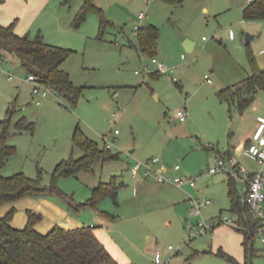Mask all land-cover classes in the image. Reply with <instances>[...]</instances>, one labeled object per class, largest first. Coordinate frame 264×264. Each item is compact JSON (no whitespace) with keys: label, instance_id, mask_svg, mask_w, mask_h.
I'll return each instance as SVG.
<instances>
[{"label":"rangeland","instance_id":"1","mask_svg":"<svg viewBox=\"0 0 264 264\" xmlns=\"http://www.w3.org/2000/svg\"><path fill=\"white\" fill-rule=\"evenodd\" d=\"M247 3L248 0H95L103 9L105 27L100 15L90 11L75 28L85 0H46L33 13L32 24L23 36L34 40L41 34L46 43L69 49L71 54L63 68L82 92L76 105L55 91L37 105L32 94L34 84L27 80L26 70L11 57L1 61L0 119L6 117L12 103L16 106L9 143L17 152L4 174L24 172L33 179L41 177L42 185L48 189L44 196L1 205V215L13 212L12 219L17 215V222L22 218L25 226L31 210L41 215L46 229L73 221L81 227L93 223V230L103 234L106 247H116L124 256L135 257V264H154V251L148 252L150 246L161 248L168 258L170 245L182 251L174 255L175 264H236L219 255L221 250L244 264L238 229L223 222L212 227L235 216L226 190L228 172L210 174L208 169L222 156L230 168V152L245 170L235 178L237 192L242 196L250 174L262 169L247 155L246 141L254 134L258 116H264V91L258 95L259 110L251 107L243 113H231L216 95L222 86H232L243 79L245 71L250 74L249 51L256 57L264 41V22L244 20ZM6 6L10 11L14 7L12 2ZM142 12L145 16L140 20ZM151 24L159 29L155 57L166 65L168 73L154 69L158 74H152L144 67L152 57L138 50L135 27ZM247 27L257 30L255 40H246V33H251ZM186 40L195 42L192 51L187 50ZM178 111L188 114L185 122L176 116ZM23 116L33 123V132L15 129ZM77 126L100 147L111 144V151L119 158L105 162L94 174L62 175L54 184L52 174L58 163L81 155L73 142ZM153 157L160 158L157 169L180 165L174 176L193 177L196 187L179 188L165 183L177 187L179 201L164 212L160 224L150 227L145 218L134 215L125 199L138 189L128 167ZM114 177L119 184L126 180L118 192L119 206L110 196L95 206L89 204L92 188L100 180L110 182ZM53 186L63 194L56 193ZM193 200H210L211 204L195 214ZM168 218L173 225L164 223ZM200 223L212 228L186 241L192 233L189 226L193 225L196 232ZM255 248L252 264H264V245L257 237Z\"/></svg>","mask_w":264,"mask_h":264},{"label":"trees","instance_id":"2","mask_svg":"<svg viewBox=\"0 0 264 264\" xmlns=\"http://www.w3.org/2000/svg\"><path fill=\"white\" fill-rule=\"evenodd\" d=\"M90 11H96L100 15L102 28L105 27L107 20L103 9L95 4V0H85L81 12L75 19V28L80 27ZM244 19L264 20V0L250 2L244 11ZM136 31L139 39L138 50L150 57L157 56L159 29L151 24L139 26ZM70 54L69 49L46 43L41 34L32 40L28 35H18L14 23L8 26L0 25V61L9 57L15 59L27 74H35L41 82L76 105L82 88L74 85L70 73L63 68ZM249 60L251 74L217 92L218 99L229 106L231 113L234 111L243 113L255 102L258 92L264 91V69L258 66L256 57L251 51H249ZM15 112L16 106L12 103L6 117L0 120V206L8 202L14 203L25 197H41L48 192L47 187L41 183V177L33 179L24 172L10 176L4 174L7 164L17 152V148L9 143ZM15 129L18 132L27 130L33 132L34 125L23 116L16 123ZM73 142L81 155L79 157L72 155L69 159L58 163L52 174L54 184L62 175L94 174L105 162L119 158V154L113 153L107 145L100 147L79 126L75 128ZM235 182V179L229 176L230 210L237 216L239 227L236 229L243 235L244 264H252V257L257 251L255 229L258 221L254 219L250 206L244 202V196L237 192ZM123 185V182L117 183L115 177L110 182L99 181L92 188L93 195L89 204L95 206L100 199L108 196L118 204V192ZM53 187L56 193L63 194L60 189ZM13 215V212L5 216L0 215V264H118L94 233L93 227L66 229L57 225L43 234L35 227L41 220L40 214L29 210L28 223L22 229L15 228L11 224ZM218 254L228 257L236 264H241L222 250Z\"/></svg>","mask_w":264,"mask_h":264},{"label":"built area","instance_id":"3","mask_svg":"<svg viewBox=\"0 0 264 264\" xmlns=\"http://www.w3.org/2000/svg\"><path fill=\"white\" fill-rule=\"evenodd\" d=\"M253 0H249L252 2ZM145 14L142 12L139 14L138 18L142 20ZM139 26H136L137 30ZM2 67V62L0 61V71ZM144 67L148 68L152 73H154V69L157 72L168 73V69L166 65L160 61L156 57H152L150 62L144 63ZM12 78V76L10 77ZM206 80L211 83L212 80L209 75L205 76ZM27 80L34 84L32 94L35 97L36 104L41 105L45 99L53 92L52 88L41 82L35 74H27ZM176 116L180 119V121L185 122L187 120L188 114L185 111H178ZM116 134L118 131L115 132ZM105 142H108L106 138H104ZM251 142L248 144L246 153L251 158L255 159L262 165V169L254 174L250 175L249 178L245 181L247 191L244 195V202H246L251 210L254 219L258 221V226L255 229L256 237L261 241L264 245V117L258 118L257 128L250 140ZM109 148H111V144H107ZM232 166L229 168L227 166L226 160L224 157L220 158L218 163L209 168L208 172L210 174H215L221 171H227L228 175L235 179L236 177H241L242 174L245 173L239 163L235 160V158H231ZM160 162L159 157H153L147 162H137L131 167L132 175L134 178H138L140 173L146 178L154 177L155 180L161 183H172L179 188L184 187L185 185H189L191 187H196V182L193 177H181V176H172L164 174L162 171L158 170L155 166ZM173 169V172H177L181 169L180 165H176ZM142 171V172H141ZM194 213L199 214L202 209L211 204L210 200L197 201L193 200L192 202ZM226 223L233 227H239L238 218L235 215L234 218H229L224 221H220V223ZM217 224H214V227ZM91 227H94L92 224ZM209 225L199 224V231H194V226L190 225L189 228L192 230L191 235L186 241H190L192 237H196L199 234H204L210 231ZM168 258H165V255L161 248L156 247L154 250V264H175L172 262V259L176 253H181L180 249L174 250L173 246L168 247Z\"/></svg>","mask_w":264,"mask_h":264},{"label":"crops","instance_id":"4","mask_svg":"<svg viewBox=\"0 0 264 264\" xmlns=\"http://www.w3.org/2000/svg\"><path fill=\"white\" fill-rule=\"evenodd\" d=\"M45 1L46 0H0V25L8 26L9 24L13 23L16 20V23H15L16 33L18 35H21V36L25 35V33L28 31L29 27L32 24V19H33V15H34L33 13L35 11L38 12L39 9H41V7H43ZM8 2H12V4L14 5L13 9H11L12 11H10L6 8L7 7L6 4H8ZM249 4H250V2L248 0V3L243 8V14H244L246 7L249 6ZM247 21L264 22V20H246L245 22H247ZM246 29H248L251 33H253V34H251V33L250 34L254 35V38L252 40H255L257 38V34H255V33H257V30H253L252 27L251 28L247 27ZM231 34L233 35L234 33L232 32ZM194 45H195V42H193V46ZM256 61H257L258 66L260 68L264 69V41L262 43V46H260L259 49L256 50ZM251 72H252V70L250 71V74H251ZM244 73H246L245 77H247L249 75L247 71H245ZM228 86H230V85H224V86H222V88H220V90L225 88V87H228ZM262 91L263 90H261V92ZM259 93H260V91L257 94L255 102L249 108L252 107L255 110H259L258 105H257ZM216 95H217V92H216ZM259 117H264V116L259 115L258 118ZM258 118H257V125H258ZM0 120H2V119H0ZM257 125H256V127H257ZM256 127H255V130H256ZM251 138H249L246 141L247 145L251 142L250 141ZM239 149H241V148H239ZM228 153H229V156L232 158L233 156H231L230 152H228ZM128 169L130 170L131 167L129 166ZM158 170L162 171L164 174L172 175V176L174 175V173H176V172H173L172 168H167L164 166L161 168H158ZM254 173L255 172H253L252 174H254ZM252 174H250V175H252ZM134 179L138 183V185H136L138 187V189L136 190V193L134 195L128 196L125 199V201L129 202L128 206L130 207L131 210H133L134 215H138L142 218H145L144 220L148 221V224L150 225V227L160 224L162 222L164 216H165L164 212L169 210L171 205H175V203H177L179 201V195H178L179 190L177 189V187H175L173 185L158 182L157 180H155L154 177L146 178L142 174L139 175L138 178H134ZM228 180H229V178H228ZM100 181H102V180H100ZM122 182L126 183V180H123ZM226 190H227V194H228V184H227ZM246 191H247V188H246ZM119 204L120 203H118L116 205L119 206ZM159 209H161V210H159ZM0 215H1V213H0ZM16 217H17V215L14 217L15 219L14 220L12 219V221H11V224L15 228L22 229L23 227H25L27 225L28 216L26 218L25 226H23V224H22V218L19 220V223H18ZM164 223L170 226V225H173L174 221L168 218L164 221ZM92 224L93 223H91L89 226L91 227ZM42 225H43V222H41V220H40L39 222H37L35 227L40 233L46 234L54 228L55 224L52 226L53 228L50 227L48 229H46V227L42 226ZM61 225H62V227L66 228V229L81 227V224L76 222V221H73L69 225L65 224V223H61ZM219 225H221V224H217L213 228H215ZM93 228L95 229V226ZM94 233L97 235V237L100 239L101 242L104 241L102 238L103 237L102 233L97 234L96 231H94ZM241 239L243 240V235H242ZM242 240H241V245H242ZM106 245H107V243H106ZM106 248L108 249L110 254L115 259H117L121 264H133L135 261V257H133L134 258V260H133V258H131L130 256H124L120 252V250H118V248H116V247L111 248L107 245ZM152 250L154 251L155 248H153L151 246L148 247V252H151Z\"/></svg>","mask_w":264,"mask_h":264},{"label":"water","instance_id":"5","mask_svg":"<svg viewBox=\"0 0 264 264\" xmlns=\"http://www.w3.org/2000/svg\"><path fill=\"white\" fill-rule=\"evenodd\" d=\"M253 38H254V35H251L250 33H246V40L247 41H251ZM185 44H186V48L188 51L193 50V48H194L193 42H191L190 40H186Z\"/></svg>","mask_w":264,"mask_h":264}]
</instances>
